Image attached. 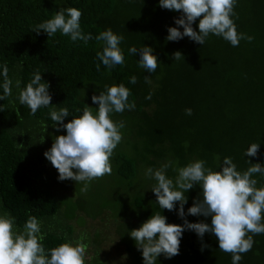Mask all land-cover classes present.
Here are the masks:
<instances>
[{"label": "trees", "instance_id": "16d2710c", "mask_svg": "<svg viewBox=\"0 0 264 264\" xmlns=\"http://www.w3.org/2000/svg\"><path fill=\"white\" fill-rule=\"evenodd\" d=\"M68 7L82 12L81 30L93 36L86 45L59 31L48 37L43 30H32ZM234 12L238 32L254 37L251 42L242 39L236 47L213 34L203 45L187 36L166 41L169 27L183 31L175 23L182 12L160 7L159 0H0V73L7 64L13 81L12 95L0 100V215L13 217L19 231L35 216L46 250L83 237L94 251L85 264H144L130 231L156 212L168 223L182 225L186 218L210 224L211 216L187 212L197 197L202 199L199 185L186 193V215L181 218L179 202L175 211L159 208L151 189L156 181L146 172L171 162L167 175L174 179L173 168L195 160L218 171L225 157H231L240 171L250 166L249 159L264 165V0H237ZM198 25L199 18L193 23L197 31ZM108 28L123 36L125 57L124 65L110 71L96 58L103 42L95 40ZM145 45L159 60L154 73L138 66L139 49ZM133 46L136 55L128 51ZM178 50L184 58L174 61ZM36 71L49 83L53 105L32 115L18 97ZM133 75L136 84L129 82ZM145 76L151 77V84L145 83ZM120 83L130 89L129 101L136 107L111 114L114 121L124 122L122 141L110 158L112 173L93 180L82 193L83 183L59 180L58 170L44 155L55 136L67 134L59 123L53 125L50 109L67 107L66 124L82 115L85 106L95 112L98 104L92 96L105 85ZM150 92L151 99H146ZM186 108L192 115L185 114ZM252 143L260 144L258 155L247 157L244 153ZM254 178L258 187L264 185V176ZM253 240L239 264H264V234ZM104 241L110 244L103 246ZM120 245L118 257L113 256L112 250ZM157 264H232V255L219 249L214 234L201 238L185 229L179 254H161Z\"/></svg>", "mask_w": 264, "mask_h": 264}, {"label": "clouds", "instance_id": "9594fccd", "mask_svg": "<svg viewBox=\"0 0 264 264\" xmlns=\"http://www.w3.org/2000/svg\"><path fill=\"white\" fill-rule=\"evenodd\" d=\"M237 0H159L160 7L182 12L175 23L183 27H169L166 41H178L185 36L203 45L210 34L222 37L233 47L239 45L242 39L251 42L254 37L239 33L233 16ZM81 10L75 7L60 8L52 18L33 26L34 31L41 30L48 37L55 36L59 31L69 36L71 41H83L86 45L93 39L91 33L81 30ZM199 18V31L193 23ZM238 18V17H237ZM97 42H103V50L98 51L96 58L109 71L117 65H124L125 57L120 44L123 36L111 28L102 31L95 37ZM136 55L138 49L133 46L128 49ZM138 66L149 73H154L158 67V57L150 46L139 49ZM184 58L181 51L173 53L174 61ZM101 63L96 64L100 71ZM3 83L0 85L3 94L0 100L12 95L13 81L9 78L7 64L2 66ZM145 83L151 84L150 76H145ZM42 73H33L30 82L19 93V102L30 108L32 115L38 109L49 107L52 96L49 83ZM131 84L137 83L135 75L130 77ZM20 82L16 81L19 88ZM130 89L123 83L105 85V90L99 95H93L92 101L98 104L95 112L92 107L85 106L82 115L63 123L69 116L67 107L59 110L51 108L49 115L53 125L66 129V135L54 137V142L44 155L58 170L59 180H74L83 183L82 193L88 191L90 183L111 175L110 158L122 141L121 129L124 122H116L111 118L113 113H122L126 109L134 110L136 104L129 101ZM150 92L146 99H151ZM80 112V109H76ZM192 109L186 108L185 114L192 115ZM259 143H252L246 152L247 157L257 156ZM246 170H237V165L231 157H225L220 170L206 167L204 160H195L186 166L173 168L176 177L170 178L167 170L172 163L162 164L159 168H148L146 175L156 181L151 188L156 196V203L163 211L176 210L179 202V216L185 217L184 205L188 202L186 193L196 185L202 188V199L197 197L187 212L194 216H211V223L204 221L184 224L168 223L167 217L161 212L153 213L142 225L130 231L138 250H142L144 264H157L158 257L163 254L172 258L179 254L181 237L185 229L195 231L199 237L212 233L218 239L219 249L232 255V264H239L242 254L253 248L254 235L264 234V185L257 186L256 174L264 176V165L252 163L249 159ZM251 233L252 235H249ZM41 223L35 216H30L23 230L16 229L13 217L0 215V264H85L87 245L83 237L72 242H64L46 250L42 241ZM203 250V249H202Z\"/></svg>", "mask_w": 264, "mask_h": 264}, {"label": "rangeland", "instance_id": "374dc122", "mask_svg": "<svg viewBox=\"0 0 264 264\" xmlns=\"http://www.w3.org/2000/svg\"><path fill=\"white\" fill-rule=\"evenodd\" d=\"M106 223H109V221L108 222H106ZM91 233V232H90ZM88 234V233H87ZM79 236H81V233H79L78 234V237ZM85 237H87V238H90L88 235H84ZM90 236H92V233L90 234ZM104 243H105V245H103V246H108L110 243L108 242V241H104ZM121 246V245H120ZM103 249L104 248H106V247H102ZM121 249H123V247L121 246L120 248H114L113 250H112V252H111V254L113 255V256H116V257H118L117 255H119V252L121 251ZM94 253V251H93V248H92V246H87V250H86V257H85V259L86 260H90V258L92 257V254ZM87 262H89V261H87Z\"/></svg>", "mask_w": 264, "mask_h": 264}]
</instances>
